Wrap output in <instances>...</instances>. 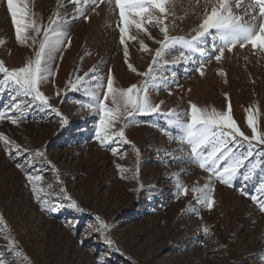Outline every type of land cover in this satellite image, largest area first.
Returning <instances> with one entry per match:
<instances>
[{"label": "rangeland", "instance_id": "374dc122", "mask_svg": "<svg viewBox=\"0 0 264 264\" xmlns=\"http://www.w3.org/2000/svg\"><path fill=\"white\" fill-rule=\"evenodd\" d=\"M250 2L243 0L241 8L234 7L236 14L244 15ZM28 7L33 18L41 21L42 30L35 44L29 40L22 45L15 38L6 2L0 0V40L4 41L0 60L7 67H22L34 58L43 27L55 18L54 13L66 19L68 37L51 64L54 74L41 85L52 107L0 86V112L17 120L13 124L8 118L0 119V134L29 150L17 156L12 143L0 140L2 264H264V211L251 199L256 195L264 200L258 190L264 183V158L257 155L264 145L252 141L254 155L244 161L232 185L212 180L214 205L209 209L198 203L200 194L192 189L202 188L210 173L191 161L190 146L181 142L167 117L137 115L129 123L131 118L124 116L112 131L123 128L127 142L117 137L101 145L96 139L100 112L91 93L103 99L106 88L99 89L85 73L98 69L96 74L105 85L111 74L119 88L143 85L146 77L140 73L148 71L160 48L158 41L163 40L160 26L146 23L147 31L132 27L129 35L135 39L122 44L118 10L107 0H98V6L28 0ZM77 7L83 8L87 19L77 16ZM168 7L169 35H194L192 30L205 11L204 0H170ZM26 35L35 33L29 29ZM211 43L206 39V54ZM181 53L192 59L183 61ZM201 59L203 75L195 70ZM164 60L168 63L153 74L167 80L158 89L151 83L148 87L154 104L163 101L162 112L185 113L190 102L224 111L230 101L233 118L245 135L253 136L246 122L248 109L264 134V53L258 54L250 44L237 45L216 61L178 45L160 63ZM128 64L137 71L132 72ZM76 76L84 80L78 90H72L68 81ZM105 102L115 107L111 99ZM14 103L19 111L11 110ZM36 151L43 157L34 155ZM177 182L188 189L187 195H178Z\"/></svg>", "mask_w": 264, "mask_h": 264}, {"label": "snow or ice", "instance_id": "6c2138e0", "mask_svg": "<svg viewBox=\"0 0 264 264\" xmlns=\"http://www.w3.org/2000/svg\"><path fill=\"white\" fill-rule=\"evenodd\" d=\"M7 10L10 12L11 21L15 28L16 40L24 45L32 41L36 43V36L41 33L42 23L39 19L33 18L34 14L30 13L28 0H5ZM74 5H97L98 0H71ZM103 2V0H100ZM243 0H204L205 11L201 21L192 31L194 35L190 38L185 36L169 35V27L165 23L171 14L168 7L170 0H107V3L113 5V10H118L117 27L120 33V42L125 43L127 39H135L130 37V28L135 27L137 30L147 31L145 24H154L159 27V31L163 34V40L158 41L160 48L156 49L152 64L145 73H140L146 77L143 85L138 86L132 84L128 88H119L115 86V78L109 74L106 85L97 76L98 69L93 68L85 76L95 80L97 87L101 90L106 88L103 99L93 92L91 95L95 100V107L100 112L98 127L96 130V139L101 145L111 143L115 138L124 139L125 131L121 128L118 132L112 131L115 122L121 120V117L131 118L129 123L135 121L137 115H159L168 118V123L177 128L181 142H187L190 146L189 158L192 162L198 163L201 169H205L210 173L208 181L202 188H193L192 191L199 193L196 197L198 203L206 205L211 209L214 205L213 191L214 186L212 180L216 179L225 185H232L237 177L238 170L244 166V161L253 157L255 146L252 141L255 140L259 144L264 145V134L257 128V122L253 111L247 110V125L251 128L253 136L249 137L241 131L237 122L233 118L231 103L229 101L227 109L224 111L212 108H201L196 103L190 102V108L185 113H178L175 109L169 110L167 113L161 111V101L154 104L148 94L149 84L155 88H159L160 84L167 80L166 77H159L153 73L157 68H162L168 61L164 60L160 63L166 52H169L176 46H182L188 51H198L205 59L214 57L216 61H221L225 56V50L231 51L232 48L239 45L245 47L250 44L253 49L258 50V54L264 53V0H251L243 11L244 15H237L234 11L241 8ZM77 16L88 17L84 15L82 7H77ZM54 17L49 18V24L43 27V38L39 41V48L35 51L34 58H29L22 67L9 68L4 61L0 60V86L7 85L14 91H18L31 101L44 107H52L49 104V98L41 91V85L47 82L53 73L51 64L55 61L56 53L62 51L65 46V37L68 32L65 30L66 19L60 14L54 13ZM76 18V17H73ZM31 29L35 35L29 37L27 31ZM206 39H211V48L207 51L205 48ZM4 41L0 40V44ZM71 40L68 38L67 45L70 46ZM142 48L147 51V46L141 42ZM128 48L124 47V56L127 61ZM62 58V57H61ZM180 59L187 62L192 58L181 53ZM178 61L174 60L172 63ZM198 67L195 69L203 75L204 60L197 61ZM156 66V67H154ZM132 72L137 69L128 64ZM223 75V71L221 70ZM173 75H175L173 73ZM84 77L76 76L75 81L69 80L68 87L72 90H78L83 83ZM59 94V93H57ZM111 99L114 108H110L105 102ZM13 112L19 111L20 106L13 104L10 106ZM53 111H58L53 109ZM187 117V119H184ZM8 118L13 124L17 120L6 113L0 112V119ZM66 122V118L62 119ZM167 134V133H166ZM0 140L5 144L12 143L16 150V155H22L28 152V149H21L19 145L9 142L8 138L0 134ZM12 153H9L11 155ZM36 156L43 157L44 153L36 151ZM257 155L264 158V151H260ZM165 156H171V153H165ZM22 167L21 164L17 165ZM34 165H30L33 167ZM256 165L252 164V169ZM251 171V169L249 170ZM248 175H244V179H248ZM28 179L31 181L33 177L29 174ZM177 193L187 195L188 189L181 183L175 185ZM264 193V183H260L259 189ZM36 192L38 189L33 188ZM245 195H248L245 192ZM39 199V197H37ZM73 207H77L76 202L71 200ZM251 199L259 203V207L264 211V200H259L256 195H252ZM2 219V217H0ZM99 220L100 218L97 217ZM101 226L107 228V224L101 221ZM207 231V229H205ZM111 243V241H109ZM2 264V261H0Z\"/></svg>", "mask_w": 264, "mask_h": 264}]
</instances>
